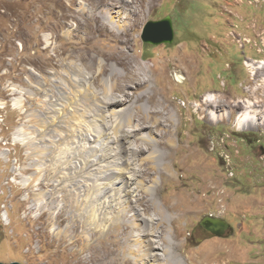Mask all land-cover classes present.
Instances as JSON below:
<instances>
[{
	"label": "rangeland",
	"instance_id": "obj_1",
	"mask_svg": "<svg viewBox=\"0 0 264 264\" xmlns=\"http://www.w3.org/2000/svg\"><path fill=\"white\" fill-rule=\"evenodd\" d=\"M81 1L62 26L52 0H0V169L17 157V168L30 177L13 188L1 184L0 261L94 264L91 251H113L118 235L139 251L153 239L162 259L173 252L172 264H264V70L248 64L264 60V0H154L151 6L143 0V17L126 43L110 29L85 36ZM168 16L173 42H145L147 23ZM120 51L151 76L173 115V124H165L173 146L158 145L159 169L148 162L153 147L141 139L160 140L159 131L141 127L126 136L137 124L133 119L129 128L135 106L100 110L110 100L104 80L121 82L106 57ZM208 92L220 95L215 109L225 115L219 119L209 114ZM112 109L122 110L119 133ZM249 109L258 118L241 128ZM139 145L150 147L140 152ZM11 192L5 225L1 204ZM210 214L232 230L206 234L199 222ZM143 261L156 259L143 256L137 264Z\"/></svg>",
	"mask_w": 264,
	"mask_h": 264
},
{
	"label": "bare ground",
	"instance_id": "obj_2",
	"mask_svg": "<svg viewBox=\"0 0 264 264\" xmlns=\"http://www.w3.org/2000/svg\"><path fill=\"white\" fill-rule=\"evenodd\" d=\"M52 1H54L55 4L61 9L60 18H61L62 26L68 25L69 19L72 17H75L74 3L77 0H71V3H69V5H67L64 0H52ZM144 1H147V4L151 6L154 0H144ZM80 3H81L80 8L82 9L85 15V17L80 21V25L81 27H85L87 29L86 31L87 33L85 36H89L92 34L94 35L97 32H100L101 34H103L106 31H108V29H110L113 32H118L119 35L124 39V42L126 43L128 41V38L130 37V36L128 37V35L131 34L129 33L131 31L130 28L136 27L137 25H139L141 21V17H143V8H142L143 0H82ZM124 16H127V18L129 19V22L127 24L123 23ZM76 23L77 25H79L78 21ZM106 60L115 61L116 67H117V70L115 71L116 76L121 82L119 84L118 82L111 83L108 81V79L104 80V83L106 84V87L108 88L107 92L109 95L108 98H110V100L107 101L106 104H104L103 106L100 105L101 107L100 110H102V107L104 106L105 107H108L110 105H113L115 107L122 106L125 102H129L130 107L135 106V108L133 109L131 108V115L128 118L129 120L128 123L130 126L129 128H131V123L133 122V119L134 121H137V124L134 125L133 129H128L126 136L127 137L130 136L131 132L133 131L141 130V127L150 128L152 130V133L153 131L157 132L158 130L160 133V138H161L160 140L155 139V137H153V135L151 136V134H149V136L148 134H143L141 135V139L153 147V148L151 147L152 151L149 153L147 157L148 162L152 163L153 168L159 169L158 159L160 156L159 155L160 152L158 149V145H161V144L166 145L169 148L173 146L172 144L173 134L170 133L171 132L170 125L169 124L165 125L167 121L173 124L172 112L169 109V106L166 105L165 101L158 98L156 89L150 85L151 76L149 74L144 75V73L142 72L143 67L139 65H134L130 57L127 56V53L120 51V53H118V55L115 57L108 55L106 57ZM248 64L251 66L253 65L254 68H259V69L264 70V60L251 61V62H248ZM97 65H98V70L101 73L105 72L106 70L105 60L99 59ZM76 72L78 74V78L83 79L82 73L77 70ZM78 78L75 77L73 78V80L74 81L78 80ZM176 79L178 81H182L184 77L178 76ZM131 87H133L134 92L131 98L129 97L130 98L129 100L127 94L128 95L131 94L129 91ZM117 88L120 90L121 96L119 97L111 96V91L114 89L117 90ZM219 96L220 95H218L217 92H208L204 96V100L211 101L213 105V106L211 105L212 108L209 111V114L213 119H219L220 117L225 115V112L220 113L217 109H215L216 106L221 104ZM142 100H146V103L137 104L138 102H141ZM245 103L249 107L254 109L253 107L254 105L251 106L253 103L251 99L249 98L246 99ZM88 109H87V106L84 107V110L87 111ZM252 109H249V111L246 112L245 116L241 118V128H244V127L246 128L248 127L247 125L250 126L251 122L253 121L255 122L257 120L258 118L257 112L255 110L251 111ZM121 111H122L121 109L111 110V114L115 117V120L118 121V125H117L118 127L115 130L117 131V133L121 131L124 125L123 117H121L119 114V112ZM261 122L263 123L264 119ZM147 124L149 125L147 126ZM123 132H126V131L123 129ZM13 134H14V131H13ZM150 146H147V147H150ZM147 147L144 146L141 148V145H139L138 149L141 152V150L145 151ZM135 156L136 154H133V158L131 159H135ZM131 159L130 160L124 159L123 161L128 160V164H129V162H132ZM23 168H20V169L17 168L18 171H20L19 172L20 178L14 179V182L16 183L18 182L21 185L26 184L30 180V177L28 175L24 173L23 175L21 174V171H23ZM125 168H123L122 172L120 171L121 169L119 170L120 171L119 173L122 176V181H124L123 179L127 177L126 170H124ZM119 180L114 181L115 183H112V186L114 184H117ZM9 208H10V204H7V203L4 204V210L8 217H9ZM106 229L107 228L105 227L104 231H106ZM115 237L117 238L113 239V251L106 250L103 253V252L93 250L90 253L88 263L90 262V260H93V261L95 260L94 264H130L131 261H134L135 264H137L138 260L143 258V256L150 257L151 261L153 260L155 261L156 259L155 264H157V262L158 263L160 262L159 264L174 263L173 252L171 250H170V254L167 259H162L159 253L154 252L155 249L157 248L160 249L161 245L160 243H156L153 239L152 241L151 239L148 241L147 249H145L144 247L145 250L142 249V251H139L129 246V244L126 243L125 241H122L121 239H119L118 235H115ZM165 252L168 255L169 248L166 247ZM130 254H132V256H129ZM144 263L145 261L141 262L140 264H144ZM179 264H182V263H179ZM187 264H191V260L187 262Z\"/></svg>",
	"mask_w": 264,
	"mask_h": 264
},
{
	"label": "water",
	"instance_id": "obj_3",
	"mask_svg": "<svg viewBox=\"0 0 264 264\" xmlns=\"http://www.w3.org/2000/svg\"><path fill=\"white\" fill-rule=\"evenodd\" d=\"M142 38L145 42L151 44L172 43L175 38V29L170 17L161 20H150L144 31ZM199 225L206 230L210 236H224L232 230V226L226 219L220 216L206 215L199 222ZM0 264H24L19 261L3 262Z\"/></svg>",
	"mask_w": 264,
	"mask_h": 264
},
{
	"label": "built area",
	"instance_id": "obj_4",
	"mask_svg": "<svg viewBox=\"0 0 264 264\" xmlns=\"http://www.w3.org/2000/svg\"><path fill=\"white\" fill-rule=\"evenodd\" d=\"M0 107H2L1 102H0ZM1 122H2V120L0 118V123ZM13 136L15 137L14 134H13ZM14 140H15V138H14ZM0 156H3L2 151H0ZM7 161L9 162V169H0V176L2 178L0 181V197L1 198L3 197L1 194V184L2 183H10L11 188H13L14 176H17V166H19V158H17V157H12V160H7ZM11 198H12V192H11L10 197H4V201L1 204V219L5 225L11 224V219H9V217L5 213L4 203L5 202H11Z\"/></svg>",
	"mask_w": 264,
	"mask_h": 264
},
{
	"label": "flooded vegetation",
	"instance_id": "obj_5",
	"mask_svg": "<svg viewBox=\"0 0 264 264\" xmlns=\"http://www.w3.org/2000/svg\"><path fill=\"white\" fill-rule=\"evenodd\" d=\"M241 112V111H240ZM262 154H264V147H262ZM228 165V164H227ZM232 171V170H231ZM205 230V229H204ZM206 231V230H205Z\"/></svg>",
	"mask_w": 264,
	"mask_h": 264
}]
</instances>
